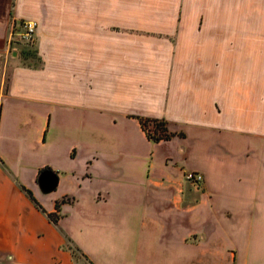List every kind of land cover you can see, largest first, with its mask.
I'll return each mask as SVG.
<instances>
[{"label":"crops","instance_id":"0c3cea01","mask_svg":"<svg viewBox=\"0 0 264 264\" xmlns=\"http://www.w3.org/2000/svg\"><path fill=\"white\" fill-rule=\"evenodd\" d=\"M67 242L85 264H264V0H0V264H76Z\"/></svg>","mask_w":264,"mask_h":264},{"label":"built area","instance_id":"2783aa9c","mask_svg":"<svg viewBox=\"0 0 264 264\" xmlns=\"http://www.w3.org/2000/svg\"><path fill=\"white\" fill-rule=\"evenodd\" d=\"M36 32V22L30 19L24 20L22 22V29L13 35L11 38L13 41H31L34 39ZM14 34V32L12 33ZM185 177L195 184L201 183L203 179V174L196 170H188L185 172Z\"/></svg>","mask_w":264,"mask_h":264},{"label":"trees","instance_id":"16d2710c","mask_svg":"<svg viewBox=\"0 0 264 264\" xmlns=\"http://www.w3.org/2000/svg\"><path fill=\"white\" fill-rule=\"evenodd\" d=\"M141 126L147 132V135L154 139L159 140L162 138H169L173 135L166 126V121L162 118L153 117H140ZM149 124L152 125V129L149 128ZM50 218L56 220V215L49 214Z\"/></svg>","mask_w":264,"mask_h":264},{"label":"rangeland","instance_id":"374dc122","mask_svg":"<svg viewBox=\"0 0 264 264\" xmlns=\"http://www.w3.org/2000/svg\"><path fill=\"white\" fill-rule=\"evenodd\" d=\"M30 42H32V40L31 41H28V42H25V41H13V40H11V47L13 46V45H15V46H18L19 45V47L18 48H20L21 47V49H22V51L23 50H26L27 48H26V43H30ZM18 45H17V44ZM22 45V46H21ZM10 47V48H11ZM20 49V50H21ZM9 55H10V51H9ZM2 77H3V80H4V82L5 83H7V80H8V77H9V71L8 70H3V73H2ZM149 128H151L152 129V125L151 124H149ZM66 247L70 250V252H71V254H72V257H73V259L76 261L75 263L76 264H85L83 261H82V259H81V255L79 254V250L77 249V247H75V246H73L71 243H69V242H67L66 243ZM81 259V260H80Z\"/></svg>","mask_w":264,"mask_h":264},{"label":"water","instance_id":"95a60500","mask_svg":"<svg viewBox=\"0 0 264 264\" xmlns=\"http://www.w3.org/2000/svg\"><path fill=\"white\" fill-rule=\"evenodd\" d=\"M38 182L44 191H49L57 183V174L49 167L43 168L38 175Z\"/></svg>","mask_w":264,"mask_h":264}]
</instances>
